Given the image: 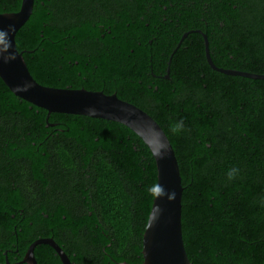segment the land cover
Returning a JSON list of instances; mask_svg holds the SVG:
<instances>
[{
  "label": "trees",
  "instance_id": "16d2710c",
  "mask_svg": "<svg viewBox=\"0 0 264 264\" xmlns=\"http://www.w3.org/2000/svg\"><path fill=\"white\" fill-rule=\"evenodd\" d=\"M20 1L0 0V13L17 11ZM201 32L217 66L264 73V0H33L15 45L38 83L115 93L160 125L178 162L191 264H264V79L211 69ZM46 113L0 79V120L62 128L51 147H41L58 167L37 173L53 178L55 190H39L38 209L48 218L29 229V241L53 228L72 264L141 263L156 183L148 147L119 122ZM31 147L29 171H37ZM79 153L84 162L94 155L90 192L74 184L87 168ZM34 251L39 264H61L48 244Z\"/></svg>",
  "mask_w": 264,
  "mask_h": 264
},
{
  "label": "water",
  "instance_id": "95a60500",
  "mask_svg": "<svg viewBox=\"0 0 264 264\" xmlns=\"http://www.w3.org/2000/svg\"><path fill=\"white\" fill-rule=\"evenodd\" d=\"M32 6L33 0H21L17 11L0 13V79L16 97L45 109L47 114L60 112L102 118L119 122L133 131L148 147L156 168V183L142 233V261L139 264H191L182 239L183 187L178 162L163 129L147 112L120 99L115 93L38 83L30 74L22 52L15 45V33L28 19ZM202 38L204 57L211 69L229 75L264 79V73L217 66L210 57L206 34L202 33ZM166 71L167 78L168 68ZM41 243L53 248L61 264H71L64 250L49 237L37 239L29 245L26 259L29 264H36L32 252Z\"/></svg>",
  "mask_w": 264,
  "mask_h": 264
},
{
  "label": "flooded vegetation",
  "instance_id": "af4514ba",
  "mask_svg": "<svg viewBox=\"0 0 264 264\" xmlns=\"http://www.w3.org/2000/svg\"><path fill=\"white\" fill-rule=\"evenodd\" d=\"M95 68L96 66L93 67V70ZM57 124L58 122L46 120L43 125L45 129L39 131L38 129L28 130L27 124L18 120H0V264H29L26 261L28 258L27 249L33 241L48 237L55 241L52 235L53 228H49L47 236L36 237L32 241H29L31 236L29 229H35L41 224L42 217L48 218V214L38 209L41 202L39 190H55L54 180L51 177L37 180L36 176L44 168H50L53 174L57 172L53 169L55 165L58 167L55 158L52 155H46L41 148L45 144L51 147L55 139L60 137L62 128L56 127ZM30 135H33L37 140L29 137ZM63 135L66 138L71 137L70 128L65 129ZM28 143L34 149V156L40 165V169L37 171H29L31 160L27 155ZM87 158L90 160L84 162L86 159L84 154H76V161L79 159L83 168L85 166L87 168L79 173V179L74 184L85 183V188L90 189V192L96 182L89 169L90 165L94 164V155L89 153ZM58 171L59 175H65L62 170L58 169ZM67 180L70 178L65 177L64 181ZM30 208L36 213L35 217H29ZM34 209H37L38 212ZM88 215L91 213L89 212ZM32 254L36 264H39L34 249ZM104 256L112 257L107 253H104Z\"/></svg>",
  "mask_w": 264,
  "mask_h": 264
},
{
  "label": "clouds",
  "instance_id": "9594fccd",
  "mask_svg": "<svg viewBox=\"0 0 264 264\" xmlns=\"http://www.w3.org/2000/svg\"><path fill=\"white\" fill-rule=\"evenodd\" d=\"M173 131H176V129L174 128ZM236 169H233L232 171L229 172V178L231 179L233 174L235 173Z\"/></svg>",
  "mask_w": 264,
  "mask_h": 264
}]
</instances>
